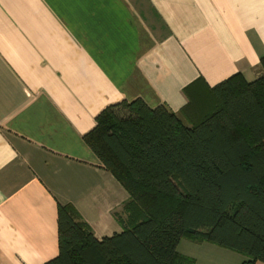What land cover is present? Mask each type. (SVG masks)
Returning a JSON list of instances; mask_svg holds the SVG:
<instances>
[{
	"label": "crops",
	"instance_id": "crops-1",
	"mask_svg": "<svg viewBox=\"0 0 264 264\" xmlns=\"http://www.w3.org/2000/svg\"><path fill=\"white\" fill-rule=\"evenodd\" d=\"M262 56L264 0H0V264L58 255L59 204L99 240L123 231L129 194L84 140L104 109L183 117L231 76L258 78Z\"/></svg>",
	"mask_w": 264,
	"mask_h": 264
},
{
	"label": "trees",
	"instance_id": "trees-1",
	"mask_svg": "<svg viewBox=\"0 0 264 264\" xmlns=\"http://www.w3.org/2000/svg\"><path fill=\"white\" fill-rule=\"evenodd\" d=\"M260 66L191 99L183 117L141 99L104 109L84 140L129 194L123 231L99 240L59 204L58 255L45 264H195L182 238L264 264V56Z\"/></svg>",
	"mask_w": 264,
	"mask_h": 264
},
{
	"label": "rangeland",
	"instance_id": "rangeland-1",
	"mask_svg": "<svg viewBox=\"0 0 264 264\" xmlns=\"http://www.w3.org/2000/svg\"><path fill=\"white\" fill-rule=\"evenodd\" d=\"M116 112H118L120 115L126 114V110H124L122 108L116 109ZM181 241H182L181 244L183 242H187L190 245V248H189V250H187V252L193 253V255L198 257L197 264L200 263L201 259L203 261L208 260L210 262L219 263V264L220 263L221 264H239L240 263L239 260L245 258V256L242 254L236 253L235 251H232L230 249H227V248H224V247H221L218 245H215V247H212L213 248V249H211L212 251L208 252L210 250L208 249L207 245H204V243H207V242L197 243V242L190 241L186 238H182ZM208 244H211V243H208ZM212 245H214V244H212ZM214 248H221V250H222L221 253L217 252V250H215ZM180 249L182 250V246H180ZM225 252H228V253H225ZM229 254L234 256V259L231 258V255H229ZM195 263H196V261H195ZM255 264H263V262L257 261Z\"/></svg>",
	"mask_w": 264,
	"mask_h": 264
}]
</instances>
